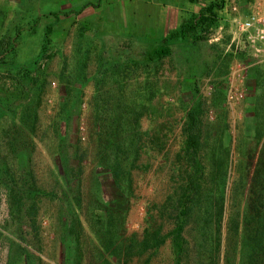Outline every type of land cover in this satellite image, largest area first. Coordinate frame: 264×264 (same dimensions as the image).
Listing matches in <instances>:
<instances>
[{
	"label": "rangeland",
	"instance_id": "rangeland-1",
	"mask_svg": "<svg viewBox=\"0 0 264 264\" xmlns=\"http://www.w3.org/2000/svg\"><path fill=\"white\" fill-rule=\"evenodd\" d=\"M221 1L0 0V55L9 62L0 69V264H6L9 247L12 264H22L18 246L23 231L31 229L19 213L11 214L9 194L32 176L41 190L54 194L38 205L42 246L41 263L35 264H119L111 249L135 235L143 240L150 221L162 228L166 243L125 264L213 262L217 242L208 238L202 245L197 231L187 235L178 261L168 237L174 212L167 198L182 171L178 158L184 155L190 112L200 120L206 171H217L208 166L212 155L229 154L227 219L232 198L240 196L235 184L249 174L248 156L264 137V58L234 43L245 37L239 31L244 18L254 12L264 17V0H223L214 26L174 36ZM171 8L180 18L165 27L163 14L169 21ZM48 26L52 42L43 50ZM14 44L15 51L7 54ZM231 89L238 99L229 98ZM91 115L123 126L138 117L135 126L145 149L131 169L130 201L122 199L107 169L114 153L103 163L100 135L90 138ZM84 151L85 162L78 158ZM72 167L83 170L79 188L72 186ZM105 207L119 213L106 215ZM72 220L77 225L70 232ZM225 240L223 235L224 246ZM229 254L228 264H238L236 251Z\"/></svg>",
	"mask_w": 264,
	"mask_h": 264
},
{
	"label": "trees",
	"instance_id": "trees-1",
	"mask_svg": "<svg viewBox=\"0 0 264 264\" xmlns=\"http://www.w3.org/2000/svg\"><path fill=\"white\" fill-rule=\"evenodd\" d=\"M224 5L223 0L219 5L216 3L210 4L201 12L193 24H185L174 36L192 34L201 25L207 29L211 28L217 23V11L223 10ZM53 16L60 18L59 13H54ZM52 34L53 27L48 26L44 37L43 50L51 44ZM15 49L16 45L14 44L12 50L8 49L6 52L10 54ZM8 63L7 55L2 56L1 54L0 69ZM137 118L132 123L124 126L120 122L114 123L112 120L98 119L92 115L89 122L91 126L90 138H94V135L96 136L98 133L102 140V149L99 151L101 161L105 164L109 163L111 155L113 153L115 155L112 161L113 164L107 166V169L111 171L114 186L123 193L122 199L128 198V201L135 193L132 185L131 169L137 167L145 149L142 138L138 136L135 126L138 122ZM92 120L96 124L94 127L92 126ZM105 121L107 122L102 124ZM23 123L26 127H29L25 120H23ZM31 129L33 133H36L34 128ZM184 131L186 134L184 155L178 158L182 171L175 179L176 186L172 191L173 194H170L167 198V203L172 204L174 212V227L168 237H171L178 261L183 260L187 235L197 231L202 237V245L203 241H205L204 243L208 241V238L213 243L217 242V245L211 251V254L214 255L211 264H218L220 253L222 256L223 250L226 264H228L227 256L230 255L231 251H236L239 257L238 264H264V137H262L258 151L250 152L248 156L249 174L242 176L235 184L234 191L240 196L238 199L232 198L234 203L231 205V215L227 219V188L230 180L227 169L231 165L229 154L226 152L224 158L221 159L217 158L216 155H212V160L208 166L217 168V171H206L207 165L203 164L201 159L202 130L200 120L194 111L187 115ZM14 140L15 138L11 142L12 145H14ZM108 147L109 150H107ZM11 150L14 151L12 148ZM75 153L76 155L79 154L80 150L78 149ZM87 153V151H84L78 158L80 160L86 158ZM85 161L86 159L83 160V162ZM221 168L226 171L222 173ZM72 170L74 177L72 186L76 188V185H78L79 188L83 170L81 167H72ZM126 178H128L127 184L130 183L129 190L124 188ZM25 182L24 186H28L27 188L17 183L11 189L9 201L13 203V205L11 204V214L13 215L15 211L19 213L25 218L31 229L29 232L23 231L21 244L18 246V257L22 264H35L36 261L41 263V258L37 254H40L42 246L38 205L45 197L49 195L54 197V194L53 192L47 194L46 191L41 190L36 185L37 179L33 176L32 181L27 180ZM103 211L106 215L115 217L119 213L113 207H105ZM106 217L108 218V216ZM226 219L227 222L225 223ZM75 221L72 220L68 223L71 226L70 232H73V228L77 225L73 223ZM109 225L112 227L111 224ZM161 231L162 228L155 221H150L143 240H139L138 235H135L133 239L129 240V244H125L126 241H124L123 244L114 245L111 249L113 260L119 264L129 263L132 257H140L146 252L163 246L166 243L167 236H161ZM108 234L107 231V235L104 237H107ZM223 235H226L225 246L223 245ZM2 237L3 232L0 231V246L3 245L1 242ZM108 238L112 240L113 236L111 235ZM108 247H111V245L106 247L107 250H109ZM117 247H121L119 248L121 251ZM124 255L127 256L126 260ZM100 258L103 262H108V256L103 253L100 254ZM6 264H12L11 247L8 248Z\"/></svg>",
	"mask_w": 264,
	"mask_h": 264
},
{
	"label": "built area",
	"instance_id": "built-area-1",
	"mask_svg": "<svg viewBox=\"0 0 264 264\" xmlns=\"http://www.w3.org/2000/svg\"><path fill=\"white\" fill-rule=\"evenodd\" d=\"M239 31L245 37L242 41L234 42L236 47L247 49L259 60L264 58V17L259 12L248 15L240 22ZM228 96L231 100L238 99L233 95L232 89Z\"/></svg>",
	"mask_w": 264,
	"mask_h": 264
},
{
	"label": "crops",
	"instance_id": "crops-1",
	"mask_svg": "<svg viewBox=\"0 0 264 264\" xmlns=\"http://www.w3.org/2000/svg\"><path fill=\"white\" fill-rule=\"evenodd\" d=\"M177 2H180L181 0H176ZM170 20L167 21V12L165 14H163V17H165V21L164 22H161V25H164L165 27L167 26V22H169V25H176L177 22L179 21V18H180V12L178 10H174V8H171L170 10ZM224 248V247H223ZM223 254H224V250H223ZM222 257L223 255L221 256V264L223 263L222 262Z\"/></svg>",
	"mask_w": 264,
	"mask_h": 264
}]
</instances>
